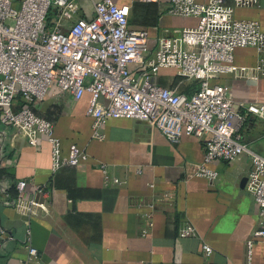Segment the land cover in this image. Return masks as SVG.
I'll list each match as a JSON object with an SVG mask.
<instances>
[{
  "label": "crops",
  "instance_id": "0c3cea01",
  "mask_svg": "<svg viewBox=\"0 0 264 264\" xmlns=\"http://www.w3.org/2000/svg\"><path fill=\"white\" fill-rule=\"evenodd\" d=\"M98 1L78 0L79 9L63 31L78 18L92 19ZM111 1L130 8V28L146 31L150 47L161 35L178 36L198 25L195 18L168 14L169 0ZM226 4L231 6L232 0ZM234 13L236 19L258 22L264 32V0ZM256 62L254 49L235 50L234 65L239 69ZM154 82L185 95L198 89L197 81L180 77L172 68L160 69ZM216 82L228 86L239 111L250 102L264 103L262 77L240 73L222 75ZM18 101L14 110L20 108ZM89 103L87 93L74 100L52 86L32 105L52 124L63 158L72 146L85 154L76 165L55 173L45 140L39 139L34 149L13 126L0 121V227L11 237L7 242L0 237V264H247L245 244L260 221L245 189L248 156L211 163L209 168L218 173L213 181L190 176L184 167L201 163V139L184 136L171 144L144 118L109 119L98 131L102 139H96L87 115ZM239 133L242 143L264 157V117L248 115ZM20 181L25 186L19 192ZM40 186L48 197L37 198L34 214L27 215L24 208ZM147 215L153 226L142 236ZM185 225L194 227L197 236L180 238ZM28 237L37 263L27 262ZM203 245L211 248L210 254L204 253ZM250 264H264V240L255 241Z\"/></svg>",
  "mask_w": 264,
  "mask_h": 264
},
{
  "label": "built area",
  "instance_id": "2783aa9c",
  "mask_svg": "<svg viewBox=\"0 0 264 264\" xmlns=\"http://www.w3.org/2000/svg\"><path fill=\"white\" fill-rule=\"evenodd\" d=\"M256 2L232 0L229 6L226 0H169L168 14L195 18L198 25L183 29L178 36L161 35L150 47L146 31L130 28V8L111 0L94 3L93 18H78L66 31L63 29L79 9L78 0H0V121L13 126L34 149L39 139L45 140L51 148L52 173L85 158L75 146L63 158L52 124L32 109L52 86L74 100L89 94L87 115L92 118L96 139L103 137L98 132L103 123L121 118L147 119L174 145L184 136L201 139L202 161L186 164L187 175L213 181L218 173L209 168L211 163H228L246 154L250 169L245 189L260 219L253 238L245 244V260L250 264L255 241L264 240V157L242 143L239 128L248 115L263 118L264 103L250 102L239 111L228 86L216 80L240 73L264 78V32L258 22L236 19L234 13L236 8L252 7ZM240 48L256 51L254 67L234 65V52ZM163 68L197 81V91L185 95L156 84L154 77ZM18 100L20 108L14 110ZM24 186L20 181L16 187L20 192ZM48 193L45 187H36L24 212L33 215L37 198L46 199ZM146 219L142 236L153 226L151 216ZM196 236L191 225L179 231L180 238ZM0 237L3 242L11 240L1 227ZM25 245L27 262L37 263L38 254L29 237ZM202 248L205 254L211 253L208 245Z\"/></svg>",
  "mask_w": 264,
  "mask_h": 264
}]
</instances>
